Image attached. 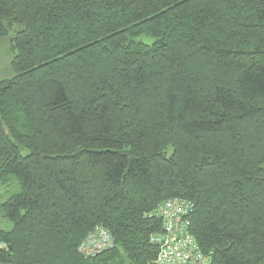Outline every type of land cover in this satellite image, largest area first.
<instances>
[{"label":"trees","instance_id":"16d2710c","mask_svg":"<svg viewBox=\"0 0 264 264\" xmlns=\"http://www.w3.org/2000/svg\"><path fill=\"white\" fill-rule=\"evenodd\" d=\"M8 37L0 264H153L173 199L212 264H264V0H0Z\"/></svg>","mask_w":264,"mask_h":264},{"label":"built area","instance_id":"2783aa9c","mask_svg":"<svg viewBox=\"0 0 264 264\" xmlns=\"http://www.w3.org/2000/svg\"><path fill=\"white\" fill-rule=\"evenodd\" d=\"M194 205L179 199L163 202L155 212L162 220V231L151 238L159 253L153 264H212L191 233ZM105 230L97 228L81 246L86 255L99 253L113 244Z\"/></svg>","mask_w":264,"mask_h":264},{"label":"rangeland","instance_id":"374dc122","mask_svg":"<svg viewBox=\"0 0 264 264\" xmlns=\"http://www.w3.org/2000/svg\"><path fill=\"white\" fill-rule=\"evenodd\" d=\"M142 41L148 44H151L153 42V40L150 38H142ZM13 57L14 54L11 51L10 37L0 39V82L5 79H9L13 76V69L11 67ZM12 182L13 185L11 186H9L10 182L8 183L9 187L7 185L1 186L2 184H0V203H3L7 199L9 194L15 191L16 189V186L14 185L15 182L17 183L16 192L19 190L18 182L15 179H13ZM8 224H9L8 220L3 219V216H1V212H0V228L7 230L9 229Z\"/></svg>","mask_w":264,"mask_h":264}]
</instances>
